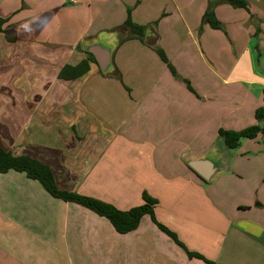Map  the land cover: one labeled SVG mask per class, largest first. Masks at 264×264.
<instances>
[{"label": "crops", "instance_id": "obj_1", "mask_svg": "<svg viewBox=\"0 0 264 264\" xmlns=\"http://www.w3.org/2000/svg\"><path fill=\"white\" fill-rule=\"evenodd\" d=\"M246 1L0 0L16 38L0 32V146L120 210L147 193L157 221L216 264H264V135L236 149L219 136L255 124L264 105V0ZM211 7L220 28L202 21ZM129 9L148 43L128 37ZM93 43L115 45L112 71L84 49ZM193 159L216 174L205 180ZM186 249L148 214L119 233L24 172L0 174V264H209Z\"/></svg>", "mask_w": 264, "mask_h": 264}, {"label": "trees", "instance_id": "obj_2", "mask_svg": "<svg viewBox=\"0 0 264 264\" xmlns=\"http://www.w3.org/2000/svg\"><path fill=\"white\" fill-rule=\"evenodd\" d=\"M226 3L232 5L233 7H241L248 9V2L246 0H225ZM131 10H128V17L123 23V27L129 31L128 37L129 38H138L144 43H148L146 40L147 31L149 26L147 25H140L135 23L130 16ZM7 18L0 17V32L6 35V38L9 41H14L16 38L11 36L8 33V30L5 27L7 22ZM203 23L209 24L213 28H220L221 22L217 19L214 8L211 7L207 9L202 18ZM124 37V36H123ZM127 37V38H128ZM127 38H121L120 42L124 41ZM155 51L158 53L160 58L167 64L171 72L178 77V73L175 70L174 66L168 59L166 53L163 49L158 45L152 46ZM86 62H83L79 66H70L67 65L61 71V77H74L86 72L88 69ZM67 70L72 71L71 74L66 75L68 72ZM188 87L191 88L189 81H187ZM255 118L256 123L248 126L241 130H227V129H219V136L223 140V143L226 147L230 149H236L240 146L243 139L246 138H255L259 134L264 135V126L260 127L259 122L264 121V105L259 107L255 111ZM9 170H16L19 172H24L29 178L38 180L43 187L51 194L53 197L62 199L67 202H75L81 204L101 216L107 218L114 228L119 233H126L131 230H134L138 227L141 218L148 214L150 215L151 219L159 226L160 229L165 231L169 236H171L179 245L184 247L183 243H181L177 237V235L168 229L165 225L157 221L154 214V205L157 202L155 198H152L147 193H144V203L132 207L131 209L124 211L120 210L114 205L102 201L100 199H96L93 197H87L84 195L77 194L72 191L62 190L60 189L55 181L53 171L51 167L29 155H19L16 156L12 152L2 148L0 146V174L5 173ZM187 253L190 257H197L203 259L205 262L209 264H216L213 261L206 259L203 255L197 252H191L187 250Z\"/></svg>", "mask_w": 264, "mask_h": 264}, {"label": "water", "instance_id": "obj_3", "mask_svg": "<svg viewBox=\"0 0 264 264\" xmlns=\"http://www.w3.org/2000/svg\"><path fill=\"white\" fill-rule=\"evenodd\" d=\"M149 43L154 44V42ZM83 47L86 51L95 55L103 72L112 71L111 53L115 48L114 44L104 46L101 43H93L91 45H84ZM259 125L263 127L264 121H260ZM188 164L205 180H210L217 172L216 166L207 159H193Z\"/></svg>", "mask_w": 264, "mask_h": 264}, {"label": "rangeland", "instance_id": "obj_4", "mask_svg": "<svg viewBox=\"0 0 264 264\" xmlns=\"http://www.w3.org/2000/svg\"><path fill=\"white\" fill-rule=\"evenodd\" d=\"M225 1V0H224ZM149 45L152 47L153 46V43H149ZM108 74V73H107ZM178 80H181V81H183L187 86H188V84H187V79H185V78H183L182 76H180V75H178V77L177 76H175Z\"/></svg>", "mask_w": 264, "mask_h": 264}]
</instances>
